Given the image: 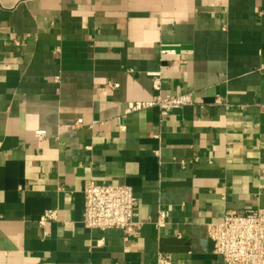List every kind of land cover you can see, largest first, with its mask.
Returning <instances> with one entry per match:
<instances>
[{
  "label": "crops",
  "instance_id": "crops-1",
  "mask_svg": "<svg viewBox=\"0 0 264 264\" xmlns=\"http://www.w3.org/2000/svg\"><path fill=\"white\" fill-rule=\"evenodd\" d=\"M90 181L132 188L139 235L85 227ZM256 207L264 0H0V264H224L208 226Z\"/></svg>",
  "mask_w": 264,
  "mask_h": 264
},
{
  "label": "built area",
  "instance_id": "built-area-1",
  "mask_svg": "<svg viewBox=\"0 0 264 264\" xmlns=\"http://www.w3.org/2000/svg\"><path fill=\"white\" fill-rule=\"evenodd\" d=\"M165 55H173V49H164ZM155 90L161 91L160 73H150ZM118 87V84H114ZM191 93L157 95L150 101H135L128 105L127 112L158 108L161 115L171 110L191 105ZM81 122V120L79 121ZM42 136L43 131H38ZM82 222L89 229H120L127 235H139L142 222L136 221L137 200L127 185L99 184L90 181L84 187ZM48 212L41 222L54 217ZM167 213L159 211L156 225L166 224ZM214 244V253L222 257L224 264H264V207L247 209L244 212L225 211L222 219L208 226ZM156 264H171L170 257L159 253Z\"/></svg>",
  "mask_w": 264,
  "mask_h": 264
}]
</instances>
